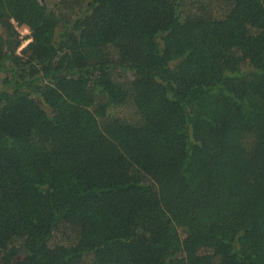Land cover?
Listing matches in <instances>:
<instances>
[{
	"label": "trees",
	"instance_id": "trees-1",
	"mask_svg": "<svg viewBox=\"0 0 264 264\" xmlns=\"http://www.w3.org/2000/svg\"><path fill=\"white\" fill-rule=\"evenodd\" d=\"M0 74V264H264V0H0Z\"/></svg>",
	"mask_w": 264,
	"mask_h": 264
},
{
	"label": "rangeland",
	"instance_id": "rangeland-1",
	"mask_svg": "<svg viewBox=\"0 0 264 264\" xmlns=\"http://www.w3.org/2000/svg\"><path fill=\"white\" fill-rule=\"evenodd\" d=\"M55 1L56 0H47L48 3H52ZM219 3H218V1L213 2L212 6H214V7L212 9L213 10L212 12H214L216 17L219 18V20H221L224 24H226L227 26H230V24L232 23V19L229 18L230 16L228 13L225 15V11L221 7L222 6V5H220L221 3L220 4ZM17 31L19 33V39L21 40V43H20L19 47L17 48V52H19L20 49L23 47L22 45L24 44V46H25L30 39H29V30L27 28L19 26V27H17ZM1 79H2V75L0 74V81H1ZM118 113L123 115V116L127 115V112L124 109L119 110Z\"/></svg>",
	"mask_w": 264,
	"mask_h": 264
},
{
	"label": "built area",
	"instance_id": "built-area-1",
	"mask_svg": "<svg viewBox=\"0 0 264 264\" xmlns=\"http://www.w3.org/2000/svg\"><path fill=\"white\" fill-rule=\"evenodd\" d=\"M22 46H24V44Z\"/></svg>",
	"mask_w": 264,
	"mask_h": 264
},
{
	"label": "clouds",
	"instance_id": "clouds-1",
	"mask_svg": "<svg viewBox=\"0 0 264 264\" xmlns=\"http://www.w3.org/2000/svg\"><path fill=\"white\" fill-rule=\"evenodd\" d=\"M23 47H24V46H23ZM23 47H22V48H23Z\"/></svg>",
	"mask_w": 264,
	"mask_h": 264
}]
</instances>
